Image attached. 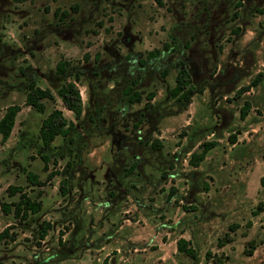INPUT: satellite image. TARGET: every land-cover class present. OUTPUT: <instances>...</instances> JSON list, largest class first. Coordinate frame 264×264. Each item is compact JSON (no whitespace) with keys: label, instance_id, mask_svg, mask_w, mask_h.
Here are the masks:
<instances>
[{"label":"rangeland","instance_id":"1","mask_svg":"<svg viewBox=\"0 0 264 264\" xmlns=\"http://www.w3.org/2000/svg\"><path fill=\"white\" fill-rule=\"evenodd\" d=\"M181 67L197 88L188 102L169 93ZM69 80L79 119L57 92ZM31 81L53 94L43 111L25 102ZM11 104L0 264H264V0H0V117ZM53 109L73 126L45 146ZM22 195L40 209L16 213Z\"/></svg>","mask_w":264,"mask_h":264},{"label":"trees","instance_id":"2","mask_svg":"<svg viewBox=\"0 0 264 264\" xmlns=\"http://www.w3.org/2000/svg\"><path fill=\"white\" fill-rule=\"evenodd\" d=\"M158 2H161V0H157ZM149 54H155V52L150 51ZM67 62L65 61H59L57 63V71L63 72L65 70ZM258 79H256L255 82H257ZM134 82V81H133ZM135 83V82H134ZM28 91L26 93L25 102L35 108L38 111H43L45 108V105L43 103V99L46 98H53V94L50 91L49 88H42L34 81H31L28 85ZM197 90V88L192 84V78L190 71L186 67H181L176 76H175V84L169 89V93L171 97H174L177 100H182L185 102H188L190 100V97L192 94ZM57 92L62 100L63 106L67 109L71 110L76 118H81L82 112H83V103H82V96L80 93V90L76 84L75 81L69 80L63 83L58 89ZM123 93L127 99V102L130 104H133L135 102H139L141 100V92L140 90L135 89L131 85L125 86L123 89ZM155 95V92L151 91L146 95V98L150 101L153 96ZM147 101L144 104V108H148L152 106V103ZM249 108L248 103H246L242 110L241 115L244 116L247 113V110ZM20 110V105L18 104H11L8 105L5 109V112L0 117V135L1 139L4 141L6 140L14 126L15 123V117L17 112ZM141 119L138 118L136 122H140ZM136 123V125L138 124ZM73 126V123L68 121L66 116L63 114L61 109H53L49 112V114L42 119V123L39 129L40 138L42 140L43 145L48 146L54 137L58 134L66 135L71 127ZM151 147L154 149L159 148L155 145L154 142L150 143ZM214 145V141L210 142H204L202 145V149L199 152H192L189 162L193 165H198L199 161L202 160L206 154V151ZM43 158H47L45 155H42ZM135 162H133L129 170H132L135 166ZM52 173L49 174L51 176ZM28 176L30 180L36 181V177L33 173H28ZM62 186L64 184L62 183ZM9 191L11 193L16 192L17 190H20L21 187L18 185H10ZM23 197L20 198V200L15 203L16 205V213H19L20 209H22V214H26V209H29L31 212H37L40 207L41 203L40 201L32 199L28 195H22ZM10 203L1 202V206L8 211L9 210ZM50 228V222L49 221H42L41 226L39 228V236L43 238L46 234L48 229ZM222 242V241H221ZM224 242V241H223ZM222 242V243H223ZM177 249L179 251H185L191 256H194V249L191 246H187V241L183 237L179 238L177 240ZM252 247H249L248 251L249 253L252 252ZM101 264H108L107 259H104ZM211 264H225V260L222 256H215L212 258Z\"/></svg>","mask_w":264,"mask_h":264}]
</instances>
